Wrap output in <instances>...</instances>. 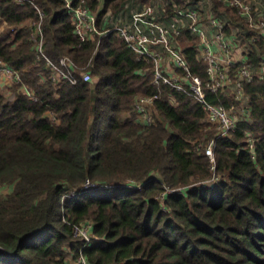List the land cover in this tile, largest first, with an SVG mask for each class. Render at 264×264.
Returning <instances> with one entry per match:
<instances>
[{"label": "trees", "instance_id": "obj_1", "mask_svg": "<svg viewBox=\"0 0 264 264\" xmlns=\"http://www.w3.org/2000/svg\"><path fill=\"white\" fill-rule=\"evenodd\" d=\"M164 1L173 14V6L184 7L187 0ZM37 2L46 14L47 55L57 64L65 57L80 66L92 60L95 81H65L56 88L31 41L38 11L0 0V29L7 24L16 30L0 35V61L37 98L19 87L10 97L0 94V190L13 185L0 196V264H67V248L77 256L83 245L74 227L85 222L94 224V245L84 250L90 264H264V82L244 83L249 108L231 136L217 142L213 164L195 150L197 142L204 145L215 135L196 99L154 85L152 65L139 62L114 33L80 43L62 0ZM128 2L74 5L96 12L103 33L111 27L105 15H118ZM213 5L248 38L257 34L222 0ZM180 41L192 74L206 83L199 39L185 31ZM250 49L249 67L256 70L264 36ZM240 68L233 67V77ZM206 94L228 109L240 105L221 93ZM139 97H157L153 126L134 119ZM88 180L113 188L88 191L62 206L66 188L80 190ZM127 184L141 188L129 190Z\"/></svg>", "mask_w": 264, "mask_h": 264}, {"label": "built area", "instance_id": "obj_2", "mask_svg": "<svg viewBox=\"0 0 264 264\" xmlns=\"http://www.w3.org/2000/svg\"><path fill=\"white\" fill-rule=\"evenodd\" d=\"M19 5L30 4L38 11L40 19L33 22L31 41L35 44L36 59L44 62L46 73L56 88L61 83L68 81L77 85L80 81L87 83L95 79L89 71L92 60L85 66L78 65L70 57H65L61 64L55 63L46 53L43 21L46 14L41 9L37 0H14ZM68 10L75 34L80 43L94 40L97 35L116 34L123 39L129 48L135 53L139 62L151 64L154 85L170 86L178 92L185 93L196 99L206 112V122L215 127V135L206 144L197 142L195 150L203 152L215 164V149L217 142L226 139L237 129L248 109H241V115L234 114V106L229 109L223 104L211 103L206 94L209 90L213 94H223L243 103L247 99L244 94V83H250L254 78L264 82V56L258 69L249 67L250 47L264 36V2L261 0H222L224 6L233 9L243 19L251 30L257 34L248 38L240 27H232L231 22L215 13L213 0H187L184 7L173 6V14L166 11L168 4L163 6L162 12L169 17L167 22L160 20L159 9L154 3L143 4L137 10L124 17L130 8L127 3L125 10L118 15L108 12L104 17L105 25H111L101 33L98 30V14L82 5H74L75 0H62ZM208 6V7H206ZM204 8L209 11L204 13ZM119 16V17H117ZM115 17V18H114ZM3 27L8 30V35L15 33V28L4 24L0 29V35H6ZM231 29V33L227 30ZM188 31L199 39L198 58L207 65L209 80L204 83L198 76L192 74L188 60L183 52L180 37ZM242 35L245 39L242 38ZM242 39H241V38ZM245 42V43H244ZM97 53V52H96ZM241 68L235 76H232L233 67ZM143 71H140V73ZM47 78L42 74V81ZM19 87L20 92L37 98L33 92L23 84L21 75L6 63L0 61V94L12 88ZM232 87L235 91L231 93ZM157 97H139L134 105V119L143 126H153L156 123L155 101ZM249 103V102H248ZM48 117L53 123L56 118L52 113ZM248 142L254 149L255 140L250 133L247 134ZM215 179L206 185L218 183ZM211 183V184H210ZM129 190L140 189V185H124ZM113 186H104L88 180L80 190H69L62 195L61 203L65 205L70 200L78 198L81 194L96 189H109ZM172 192V191H169ZM94 224L85 222L74 227V234L83 241L79 255L75 256L71 264H90L84 250L94 245ZM67 252L70 249L67 248Z\"/></svg>", "mask_w": 264, "mask_h": 264}, {"label": "rangeland", "instance_id": "obj_3", "mask_svg": "<svg viewBox=\"0 0 264 264\" xmlns=\"http://www.w3.org/2000/svg\"><path fill=\"white\" fill-rule=\"evenodd\" d=\"M128 3H130V8L129 9H127V10H129L128 11V13L126 14V15H123V16H121V19L123 20V18L124 17H128L130 14H131V12L133 11V10H137V9H139V7L141 6V5H143V4H150V3H154L157 7H158V9H159V11H158V13H159V17H160V20H163V21H165V22H167L168 21V16L164 13V11L162 12V9H163V6H166V2L164 1V0H151L150 1V3H144V2H141V0H129V2ZM168 7H169V5H168ZM206 7H208V6H206ZM169 10V8L166 10V11H168ZM209 11V9L208 8H204V13H206V12H208ZM109 12H111V11H109ZM169 12H170V10H169ZM112 13V12H111ZM112 15H114L115 16V14H113L112 13ZM117 17H119V16H117ZM115 18V17H114ZM169 22H167V24H168ZM245 36L247 35V33H245L244 34ZM241 38V37H240ZM242 38L243 39H245L244 38V36L242 35ZM241 38V39H242ZM245 43V42H244ZM183 48V47H182ZM14 88H12V89H10V90H5V91H3L2 93H1V95H3V96H5V97H10V96H12V94H13V90ZM235 91V87H232V89H231V93H233ZM249 100L248 99H243V103H241L239 106H236L235 104L234 105H232V106H234V109H233V112H234V114H236V115H238V116H240L241 114V109L242 108H244L245 110L246 109H248L249 108ZM210 126V128L211 129H213L214 131H215V127H213V126H211V125H209ZM209 128V129H210ZM207 136V135H206ZM203 141H207L206 140V138H204V140ZM209 141V140H208ZM207 141V142H208ZM217 182H219V181H217ZM211 184V183H210ZM12 189H13V185H8V186H6L5 188H3L2 190H0V196L1 195H5V194H8L9 192H11L12 191Z\"/></svg>", "mask_w": 264, "mask_h": 264}, {"label": "crops", "instance_id": "obj_4", "mask_svg": "<svg viewBox=\"0 0 264 264\" xmlns=\"http://www.w3.org/2000/svg\"><path fill=\"white\" fill-rule=\"evenodd\" d=\"M3 29H4V33L6 34V35H4V36H7V35H8V30H7V28H6V27H3ZM181 44H182V43H181ZM67 254H68V255H67V257H66V263H67V264H71L75 256H73V254L70 253V252H67Z\"/></svg>", "mask_w": 264, "mask_h": 264}]
</instances>
